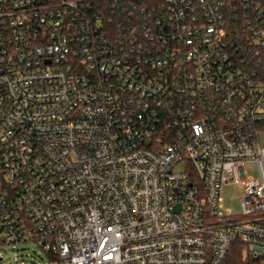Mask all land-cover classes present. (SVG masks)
Here are the masks:
<instances>
[{
	"label": "built area",
	"instance_id": "1",
	"mask_svg": "<svg viewBox=\"0 0 264 264\" xmlns=\"http://www.w3.org/2000/svg\"><path fill=\"white\" fill-rule=\"evenodd\" d=\"M261 129L264 0H0V260L264 264Z\"/></svg>",
	"mask_w": 264,
	"mask_h": 264
},
{
	"label": "rangeland",
	"instance_id": "2",
	"mask_svg": "<svg viewBox=\"0 0 264 264\" xmlns=\"http://www.w3.org/2000/svg\"><path fill=\"white\" fill-rule=\"evenodd\" d=\"M258 140L264 147V129L259 130ZM185 162L181 161L175 166L176 171L184 169ZM245 168L248 174L256 176V171L252 163H246ZM222 204L232 212L239 211L241 199V188L236 183H229L220 188ZM41 252L37 245L23 244L19 246H8L2 252L1 264H44L41 258Z\"/></svg>",
	"mask_w": 264,
	"mask_h": 264
},
{
	"label": "trees",
	"instance_id": "3",
	"mask_svg": "<svg viewBox=\"0 0 264 264\" xmlns=\"http://www.w3.org/2000/svg\"><path fill=\"white\" fill-rule=\"evenodd\" d=\"M141 4H146L147 7L154 6L157 4L160 0H136ZM231 3H237L239 0H228ZM241 254L238 253L237 255V250H233V257L229 259L230 264H241Z\"/></svg>",
	"mask_w": 264,
	"mask_h": 264
}]
</instances>
